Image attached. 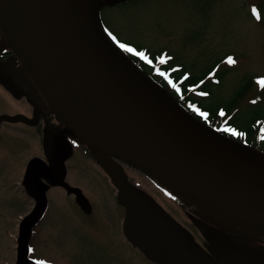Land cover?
Instances as JSON below:
<instances>
[{
  "label": "rangeland",
  "instance_id": "rangeland-1",
  "mask_svg": "<svg viewBox=\"0 0 264 264\" xmlns=\"http://www.w3.org/2000/svg\"><path fill=\"white\" fill-rule=\"evenodd\" d=\"M103 1L109 5L100 9L99 21L114 43L163 50L191 73L200 72L216 57L234 56V64L227 59L220 66L226 75L211 89L214 101L228 100L243 74L264 78V8L260 7L257 18L251 7L263 1ZM5 39L0 29V42ZM46 53L56 79L75 83L58 44L50 40ZM0 71V264H264V234L239 225L240 230L226 229L166 184L113 160L122 182L140 207L147 208L151 221L154 217L152 225H144L106 170L76 138H65L64 144L55 146L65 167V186L49 183L37 173L36 165L32 168L44 206L24 224L18 254L23 218L38 203L28 183L27 166L35 157L46 159V123L30 99L43 96L28 80L16 54H0ZM16 77L23 93L17 84L16 88L11 85ZM254 93L251 89L246 97ZM257 94L264 104V92ZM257 106L245 99L236 116L247 119ZM94 113L110 135L131 142L100 106L96 105ZM55 120L60 119L56 116ZM153 225L163 231L155 233ZM149 234L161 240L147 248L141 243Z\"/></svg>",
  "mask_w": 264,
  "mask_h": 264
},
{
  "label": "water",
  "instance_id": "water-1",
  "mask_svg": "<svg viewBox=\"0 0 264 264\" xmlns=\"http://www.w3.org/2000/svg\"><path fill=\"white\" fill-rule=\"evenodd\" d=\"M101 5V0H0V27L7 41L0 50L10 48L20 58L66 124L64 130L46 125L43 134V148L55 171L38 158L27 166L28 183L38 203L23 218L18 254L24 224L44 206L34 165L49 182L65 186L64 165L51 147L52 132L73 134L91 149L144 225H152L150 215L120 180L109 158L143 170L229 222L264 234V155L215 134L144 77L102 29ZM50 40L68 60L76 83L138 148L110 135L72 100L49 65L46 44ZM15 84L11 85L16 88ZM161 231L157 226L156 233ZM159 240V236H147L141 244L150 248Z\"/></svg>",
  "mask_w": 264,
  "mask_h": 264
},
{
  "label": "trees",
  "instance_id": "trees-1",
  "mask_svg": "<svg viewBox=\"0 0 264 264\" xmlns=\"http://www.w3.org/2000/svg\"><path fill=\"white\" fill-rule=\"evenodd\" d=\"M251 7L260 18V7L264 8V3ZM127 48L133 51H126ZM119 49L138 71L191 118L215 134L264 155V104L257 94L264 92V78L261 75L243 74L235 85L233 95L228 100L219 102L211 99V89L220 85L226 75V70L220 68L222 62L229 58L233 59L234 56L225 54L220 58L216 57L200 72L191 73L181 63H176L170 53L163 50L152 52L131 43H126L124 48L120 46ZM161 58L164 60L163 63L160 62ZM251 89H254L255 93L252 97H246ZM71 92L81 106L87 111L94 112L96 105L88 93L76 87H73ZM245 99L259 106L249 118L243 120L236 114L237 107Z\"/></svg>",
  "mask_w": 264,
  "mask_h": 264
},
{
  "label": "flooded vegetation",
  "instance_id": "flooded-vegetation-1",
  "mask_svg": "<svg viewBox=\"0 0 264 264\" xmlns=\"http://www.w3.org/2000/svg\"><path fill=\"white\" fill-rule=\"evenodd\" d=\"M6 52H1V55H3V54H5ZM36 101L39 103V105H40V107H41V109H42V111L40 112V116L42 117V119H43V121L46 123V122H48V123H53V119H51L50 117V109L48 108V104H47V102L44 100V98L43 97H41V96H37V98H36ZM56 125V127H58V128H61V129H64L65 127H64V124L62 123V122H60L59 120H58V122L57 123H55ZM65 138H70V139H72L73 137L71 136H69L68 134H61V133H59V132H53V134H52V138H51V145H52V148L54 149V148H56L55 146H56V144H64L65 143ZM57 149V148H56ZM45 161H47L46 159H44ZM47 163H48V161H47ZM48 165H49V167H50V164L48 163ZM40 172V171H39Z\"/></svg>",
  "mask_w": 264,
  "mask_h": 264
},
{
  "label": "snow or ice",
  "instance_id": "snow-or-ice-1",
  "mask_svg": "<svg viewBox=\"0 0 264 264\" xmlns=\"http://www.w3.org/2000/svg\"><path fill=\"white\" fill-rule=\"evenodd\" d=\"M253 12H254V14H255V9H253ZM257 18H259V17H257ZM121 48H124V45H121ZM125 50H126V51H129V52L133 51V49H131V48H127V49H125ZM141 56L143 57V53H141ZM160 62H161V63L164 62L163 58H161V61H160ZM227 62H228L229 64H234V63H235V61H234L232 58H229ZM220 114L223 115V112H221Z\"/></svg>",
  "mask_w": 264,
  "mask_h": 264
},
{
  "label": "bare ground",
  "instance_id": "bare-ground-1",
  "mask_svg": "<svg viewBox=\"0 0 264 264\" xmlns=\"http://www.w3.org/2000/svg\"><path fill=\"white\" fill-rule=\"evenodd\" d=\"M119 140H120V142L127 144L126 141H124V140H122V139H119ZM128 145H130L131 147H134V148H138V146H137L136 143H134V142H131V143L128 144Z\"/></svg>",
  "mask_w": 264,
  "mask_h": 264
}]
</instances>
